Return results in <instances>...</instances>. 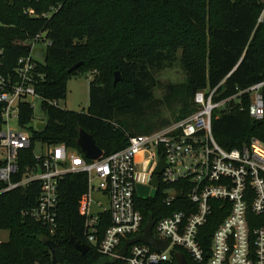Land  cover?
<instances>
[{"label": "trees", "instance_id": "1", "mask_svg": "<svg viewBox=\"0 0 264 264\" xmlns=\"http://www.w3.org/2000/svg\"><path fill=\"white\" fill-rule=\"evenodd\" d=\"M58 4L49 17L24 13L30 7L38 13L49 12ZM263 7L264 0H0V46L7 67L29 52L19 41L41 31L51 40L48 60L42 65L46 79L37 86L43 97L64 99L73 75L85 71L93 75L88 112L44 102L46 126L33 130L32 145L22 152L21 165H35V141L65 143L82 152L78 143L81 130L94 135L104 153L110 154L124 148L129 136L135 135L121 122L124 115L144 116L159 103L171 109L176 121L198 110L194 96L199 90L219 86L218 100L264 81V21L258 22ZM176 60L185 80L168 83L163 97L155 99L158 74ZM78 61L83 63L69 70ZM116 71L121 80L114 84ZM32 113L29 104L21 105V122L30 121ZM161 122L168 125L172 121ZM212 129L227 149L240 148L253 137L264 141V119L255 120L239 107L216 110ZM40 189L35 181L0 194V229L9 231V239L0 241V264H52L43 239L53 240L64 252L59 264L121 263L102 255L93 245L82 254L71 243L72 234L86 241L85 173H69L59 181L54 232L26 212L37 204ZM159 196L139 200L145 215L158 218L162 213L158 211ZM224 216L217 211L203 227L206 247ZM176 249L191 261L183 248ZM171 264H176L174 258Z\"/></svg>", "mask_w": 264, "mask_h": 264}, {"label": "built area", "instance_id": "2", "mask_svg": "<svg viewBox=\"0 0 264 264\" xmlns=\"http://www.w3.org/2000/svg\"><path fill=\"white\" fill-rule=\"evenodd\" d=\"M33 7L24 13L31 17H49ZM264 21V7L258 22ZM1 25V22H0ZM30 45L28 53L7 67L0 46V194L40 183L37 204L26 211L51 232L57 227L59 181L69 173H85L88 197L85 202V243L120 264H171L176 248H183L191 264H264V141L253 137L242 147L227 149L216 140L212 115L216 110L247 109L255 120L264 119V81L239 89L234 95L216 100L218 87L199 90L194 96L198 110L172 121L163 128L129 136L128 144L98 159H91L65 143H40L33 151L35 165H21L22 152L32 145V137L13 128L10 121L20 120L21 105L40 98L53 106L57 99L43 97L37 86L45 81L42 62L33 52L40 47L48 52L51 40L46 31L19 41ZM60 107V106H59ZM36 130H38L36 128ZM165 168L156 169L161 159ZM158 175L156 187L152 180ZM149 188L141 198L137 186ZM156 189L155 196L152 190ZM102 192L106 204L91 211L90 193ZM159 196L152 235L168 242L166 250L142 241L130 244L125 255L119 251L127 240L144 233L151 215H145L139 200ZM157 211V212H158ZM219 219L208 248L203 227L216 212ZM215 220V219H214ZM181 252V251H180Z\"/></svg>", "mask_w": 264, "mask_h": 264}, {"label": "rangeland", "instance_id": "3", "mask_svg": "<svg viewBox=\"0 0 264 264\" xmlns=\"http://www.w3.org/2000/svg\"><path fill=\"white\" fill-rule=\"evenodd\" d=\"M90 72H80L73 75L67 82V93L64 99L59 101V106L73 111L88 112L89 107V83L92 79ZM159 84L154 90L155 99H161L165 94V86L168 83H180L185 80V74L178 60L174 61L171 65L160 71L158 74ZM44 102L40 98L32 100L33 113L32 119L28 121L25 127H22L18 122L13 119L10 121V125L13 128L19 129L23 134L32 137L33 130H36V124L39 121L47 122L48 115L43 106ZM144 116H127L124 115L121 118V122L129 130H132L134 134L146 133L152 130H157L166 126L162 124V120L171 122L174 120V114L171 109L165 105L156 103L152 108H148ZM153 126V127H152ZM152 127V129H150ZM154 128V129H153ZM40 143L34 142L33 151L41 152ZM91 199V211H97L100 207L98 203L106 204V197L100 191L90 193ZM9 239V231L6 229H0V241H7Z\"/></svg>", "mask_w": 264, "mask_h": 264}, {"label": "water", "instance_id": "4", "mask_svg": "<svg viewBox=\"0 0 264 264\" xmlns=\"http://www.w3.org/2000/svg\"><path fill=\"white\" fill-rule=\"evenodd\" d=\"M25 46L28 49H30V45H25ZM33 52L40 60H42V62H44V63L47 62V60H48V52L47 51H45L44 49H42L40 47H37V48H34ZM82 63H83V61H78L69 70H73V69L78 68ZM120 80H121V74L119 71H116L115 72V78H114V84H116ZM45 126H46V122H43V121H39L36 124V127L38 130H42ZM78 143H79V146H80L82 152L88 158L98 159L104 154V150L97 144L94 135H92V134H90L84 130L80 131ZM164 168H165V162H164V159L162 158L159 166L156 169V174H160ZM152 183L156 187L158 186V184H159L158 175L154 176ZM148 190H149V188L147 186L142 185V184H139L137 186V192H138L139 197H141V198H147ZM155 194H156V189H153L151 195L155 196ZM154 222L155 221H154L153 216L150 215L148 217V221L146 222V225L144 227V233L142 235L135 237V238L127 240V242L124 244V246L120 249L119 254L125 255L128 246L134 242H137V241H142V242H145L149 245L155 246L156 248H158L161 251L166 250L169 246L168 242L163 241L161 239H158L152 235V227L154 225ZM43 240L46 242V244H47V246L51 252L52 264H59L65 257L64 252L61 250L59 245L57 243H55L53 240H50V239H43ZM71 243L82 254H86L88 252V250L90 249V245L88 243L81 242L73 234L71 235ZM173 255H174V259L176 261V264H191L183 252L176 251V252H174Z\"/></svg>", "mask_w": 264, "mask_h": 264}]
</instances>
